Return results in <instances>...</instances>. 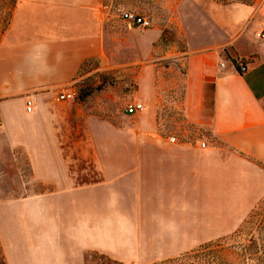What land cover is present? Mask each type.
Here are the masks:
<instances>
[{
    "label": "crops",
    "instance_id": "obj_1",
    "mask_svg": "<svg viewBox=\"0 0 264 264\" xmlns=\"http://www.w3.org/2000/svg\"><path fill=\"white\" fill-rule=\"evenodd\" d=\"M255 1L211 3L208 13L224 37L194 44L188 31L177 54L184 68L182 111L197 129L194 137L170 134L168 146L96 148L89 156L98 180L76 184L71 155L56 133L41 119L39 127L28 126L34 122L20 115L17 100L28 92L47 98L87 60L102 59L108 9L103 0H17L0 37V93L14 100L9 115L0 110V130L4 125L11 135L0 154L13 168L0 173L6 264H86L89 252L152 264L231 233L221 232L228 226L222 221L251 211L264 195V39L256 37L264 31V0ZM173 83L168 79V88ZM142 100L151 111L139 124L152 131L157 106L151 95ZM18 155L41 190L15 170ZM228 194L235 200L223 206L219 197Z\"/></svg>",
    "mask_w": 264,
    "mask_h": 264
},
{
    "label": "rangeland",
    "instance_id": "obj_2",
    "mask_svg": "<svg viewBox=\"0 0 264 264\" xmlns=\"http://www.w3.org/2000/svg\"><path fill=\"white\" fill-rule=\"evenodd\" d=\"M103 1L108 9L109 40L106 53L102 59L87 60L77 76L66 86L76 89L78 97L74 101L55 102L56 90L43 99L34 95L35 108L31 113L25 112L24 102L27 96L37 94L36 92L21 94L16 99L22 106L20 115L34 122L28 126L39 127L40 124L35 122L41 119L45 122L47 131L56 133L57 142L64 154L71 155L69 170L76 184L98 180L99 173L89 156L96 148L168 146L170 134L178 138L194 137L197 129L186 122L182 111L184 68L183 60L177 54L184 47L188 31L189 39L194 44L211 43L224 37V31L214 25L208 13L211 5H214L211 3H250L255 0ZM12 6L10 0H0V34L7 29V22L14 10ZM124 11L149 17L152 27L129 28L121 18ZM154 36L158 38L148 40ZM168 79L174 80L170 88ZM89 89L92 93L82 98L81 93ZM144 94L151 95L157 106V120L152 131L139 124L140 119L151 111L149 105L142 100ZM3 96L0 93V110H6L9 115L12 112L11 102L14 100L7 102ZM130 102L142 103L144 110L136 115L127 114L125 107ZM2 126L0 148L6 147L5 143H9L7 138L11 136L7 134V128ZM11 126L21 128L26 125L10 124L9 129ZM12 160L17 164L15 170L18 174L20 171L28 173L32 190H41L42 186L32 181L30 164L22 162L19 155L12 157ZM11 169L10 157L1 153L0 173L3 175L5 170ZM227 200L233 202L235 197L232 194L219 197L223 206H226ZM261 206H264V202ZM249 212L250 210L237 212L236 218L222 221L227 222L228 226L224 229L221 227V232L236 230ZM0 264H5L1 249ZM86 264L125 263L89 252Z\"/></svg>",
    "mask_w": 264,
    "mask_h": 264
},
{
    "label": "trees",
    "instance_id": "obj_3",
    "mask_svg": "<svg viewBox=\"0 0 264 264\" xmlns=\"http://www.w3.org/2000/svg\"><path fill=\"white\" fill-rule=\"evenodd\" d=\"M10 2L13 3V9L17 1L10 0ZM10 19L11 15L7 26ZM91 93L92 90L89 89L81 93V97L86 98ZM263 200L264 195L233 232L153 264H264V206H261Z\"/></svg>",
    "mask_w": 264,
    "mask_h": 264
},
{
    "label": "built area",
    "instance_id": "obj_4",
    "mask_svg": "<svg viewBox=\"0 0 264 264\" xmlns=\"http://www.w3.org/2000/svg\"><path fill=\"white\" fill-rule=\"evenodd\" d=\"M121 18L125 21L129 28L131 27H139L142 29H149L152 27V21L149 17L133 13L131 11H124L121 14ZM256 37L259 39H264V31L257 32ZM221 67H224V63L220 64ZM248 70V66L241 64L240 65V72L245 73ZM78 97L77 90L74 88H62L60 91L56 93L54 96L55 102H69L74 101ZM35 108V96H28L24 103V110L26 113H31L34 111ZM144 110L143 104L138 102H130L125 107V112L130 115H136ZM170 142L175 141L174 136L169 137ZM200 147H205V142L200 143Z\"/></svg>",
    "mask_w": 264,
    "mask_h": 264
}]
</instances>
